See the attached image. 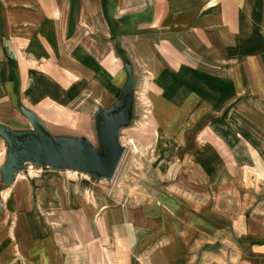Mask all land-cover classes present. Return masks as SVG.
<instances>
[{
	"label": "crops",
	"instance_id": "obj_1",
	"mask_svg": "<svg viewBox=\"0 0 264 264\" xmlns=\"http://www.w3.org/2000/svg\"><path fill=\"white\" fill-rule=\"evenodd\" d=\"M263 10L264 0H0V123L28 126L29 119L18 112L20 101L49 126L54 119L49 107H71L85 100L86 115L82 120L77 117L76 124L89 126L97 104L111 102L124 83L117 46L133 56L142 49L143 70L153 79L180 63L177 73L184 76V83L199 80L197 60L215 61V54L207 51H216V42L222 43V54L232 49L228 37L245 22L264 26ZM262 101L246 105L262 106ZM4 140L0 135V167L7 151ZM43 181L35 180L31 187H25V181L13 183L16 210L31 214L32 220L25 221L32 222V234L51 215L63 217L61 222L73 228L80 223L83 240L93 235L90 240L99 244L95 255L83 253L79 264H199L193 254L195 236L215 234L202 231L199 216L226 217L221 205L225 199L216 195L201 201L200 195L184 196L171 188L108 207L113 199L104 189L96 191L93 201L80 196L79 204H71L69 195L52 197L45 189L40 191L38 182ZM89 230L96 234L88 235ZM14 233L16 248L11 245L0 264L21 253V240ZM36 252L33 249V258ZM41 259L50 262L48 257Z\"/></svg>",
	"mask_w": 264,
	"mask_h": 264
},
{
	"label": "rangeland",
	"instance_id": "obj_2",
	"mask_svg": "<svg viewBox=\"0 0 264 264\" xmlns=\"http://www.w3.org/2000/svg\"><path fill=\"white\" fill-rule=\"evenodd\" d=\"M236 18L239 20V16ZM247 23L236 30L234 37H228L232 49L222 54V43L216 42V51H207L215 54V61L197 60L199 80L193 82H183L184 76L177 73L180 63L167 68L169 74L153 79L143 70L142 49L133 56L117 46L125 72L119 95L108 104H97L89 126L81 121L76 124L77 117L82 120L86 115L85 100L71 107H49L54 119L49 126L45 123L56 136H86L98 144L95 121L99 107H108L120 98L129 64L136 82L135 115L133 122L121 129L125 151L115 177L96 179L79 171L30 163L14 182L25 181V187H31L35 180L43 178L42 183L38 182L40 191L45 189L52 197L69 195L71 204H79L76 202L80 196L93 201L98 196L96 191L104 189L113 199L108 207L126 205L139 196L171 188L184 196L200 195L201 201L206 200V195H216L225 199L221 205L226 217L219 213L199 216L202 231L215 234L195 236L194 257L199 264H264V105H246L258 99L264 103V26L261 22L258 26ZM174 61L178 63V59ZM17 108L25 117L23 108L42 119L25 102L20 101ZM12 129H32V124ZM4 185L0 173V262L15 245L14 232L21 240V253L13 254L7 264H79L83 253L89 258L95 255L92 252L99 244L97 239L90 240L92 235L84 241L79 235L83 233L79 231L80 223L79 228H73L62 223L64 218L57 214L34 228L32 234L31 214L16 210L18 203L12 199L16 188ZM228 213L231 221H227ZM88 232L96 234V230ZM33 249L37 250L35 258ZM43 257L50 262L43 261Z\"/></svg>",
	"mask_w": 264,
	"mask_h": 264
},
{
	"label": "water",
	"instance_id": "obj_3",
	"mask_svg": "<svg viewBox=\"0 0 264 264\" xmlns=\"http://www.w3.org/2000/svg\"><path fill=\"white\" fill-rule=\"evenodd\" d=\"M128 79L120 98L108 107L100 106L96 116L98 144L86 136H56L33 111L23 108L32 129L15 130L0 123V135L8 142L4 164L0 168L4 187L13 184L17 174L31 163L35 166L86 173L96 179H113L125 148L121 129L135 115V78L126 64Z\"/></svg>",
	"mask_w": 264,
	"mask_h": 264
}]
</instances>
